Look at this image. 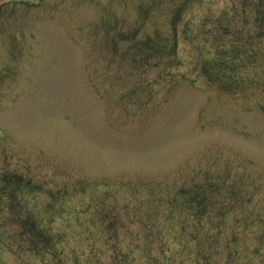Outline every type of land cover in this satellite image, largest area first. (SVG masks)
<instances>
[{"label":"rangeland","instance_id":"obj_1","mask_svg":"<svg viewBox=\"0 0 264 264\" xmlns=\"http://www.w3.org/2000/svg\"><path fill=\"white\" fill-rule=\"evenodd\" d=\"M255 2L0 0V181L54 239L0 209V264H264V93L194 69L221 28L254 35ZM196 185L201 217L176 200Z\"/></svg>","mask_w":264,"mask_h":264},{"label":"trees","instance_id":"obj_2","mask_svg":"<svg viewBox=\"0 0 264 264\" xmlns=\"http://www.w3.org/2000/svg\"><path fill=\"white\" fill-rule=\"evenodd\" d=\"M253 12L256 20L253 23L254 35L248 34L253 30H248L246 33L240 31L231 33L229 32L230 29L221 28L219 32L221 36L217 40L211 41L207 53V55L209 54L208 57L201 55L194 64V69L199 75L198 78L204 82L207 91L215 90L218 94L233 96L232 101H237L246 88L256 90L255 94L264 93V87L261 88L260 81L258 79L252 80L251 77L248 80L246 78L249 76L248 71H243L244 68L252 66L250 64L254 61V56L251 57V54L254 55L252 49H254L255 43L253 44V42L257 38L258 43L260 36L264 35L262 34L264 33V0H256ZM259 49H261L260 46ZM206 84L213 88H208ZM235 98L237 100H234ZM31 187L21 178L5 176L0 181V209L3 212L6 209L12 213L14 224L17 226L19 224L20 228L25 230V233H22V243L37 246V249L39 247V250L42 248L49 253L53 248L54 239L52 236L45 232L38 221L29 218L28 214H20L27 211L23 209L20 212L21 208H25L26 197L34 194L33 190L30 189ZM208 190L212 191L214 187L196 185L193 189L181 191L176 200L177 202L185 200L188 206H192L190 211L197 215L200 214L198 216L201 217L209 213L207 212ZM0 244H3V241L0 240Z\"/></svg>","mask_w":264,"mask_h":264}]
</instances>
